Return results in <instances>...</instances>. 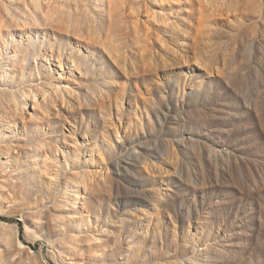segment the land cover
<instances>
[{
	"label": "rangeland",
	"instance_id": "374dc122",
	"mask_svg": "<svg viewBox=\"0 0 264 264\" xmlns=\"http://www.w3.org/2000/svg\"><path fill=\"white\" fill-rule=\"evenodd\" d=\"M0 264H264V0H0Z\"/></svg>",
	"mask_w": 264,
	"mask_h": 264
}]
</instances>
